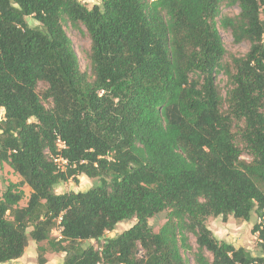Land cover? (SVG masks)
<instances>
[{"label":"trees","instance_id":"1","mask_svg":"<svg viewBox=\"0 0 264 264\" xmlns=\"http://www.w3.org/2000/svg\"><path fill=\"white\" fill-rule=\"evenodd\" d=\"M67 24L91 39L90 71ZM220 29L249 51L227 60ZM0 111V166L22 179L0 195V264L31 242L63 264H264V0H0ZM81 175L97 184L56 193ZM253 214L257 256L208 226Z\"/></svg>","mask_w":264,"mask_h":264},{"label":"rangeland","instance_id":"2","mask_svg":"<svg viewBox=\"0 0 264 264\" xmlns=\"http://www.w3.org/2000/svg\"><path fill=\"white\" fill-rule=\"evenodd\" d=\"M83 4L92 8L94 5L100 4L102 0H80ZM240 13L237 6H224L223 15L236 16ZM32 26L37 25L32 19L29 20ZM66 31L71 38L74 49L78 55L81 70L90 71L91 61L89 58V52L91 47V39L86 32L85 28L81 30L74 29L70 24L66 25ZM220 34L222 36L224 45L227 50V60H229L230 55L243 56L250 48V44L245 42L242 44H235L233 36L230 31H225L220 29ZM217 85L222 90L224 97H226L227 91L231 88L227 76L222 73L217 79ZM2 112L0 111V116ZM243 159L250 161V157L247 154L243 155ZM22 181L19 175L15 174L13 170L7 165L0 166V195L6 190L7 186L10 184H19ZM97 181H93L85 175L78 176L77 179H70L68 182L61 184L57 189L56 193L63 194L68 192H85L91 189ZM21 190L25 193V199L21 203L22 206L26 205L31 189L28 186H21ZM165 215L159 216L157 219L150 220V225L154 227L155 231H158L160 227L165 223ZM260 220L253 214L250 222H243L241 220H236L230 218L228 222H224L222 219L211 218L208 220V226L213 231L215 236L220 241H226L233 244L237 248H245L250 251L253 255L257 256L261 253L262 248L259 245L258 235L252 233V229L256 223ZM136 223L135 219L123 222L119 224L114 232H109L106 234L107 237H114L120 235L124 231L128 230ZM53 237H56V232L53 231ZM192 246L194 251H196V240L191 237ZM86 247L88 244L97 245L95 242L83 243ZM47 246V243L37 244L31 242L29 248L26 251V257L23 260L24 264H40L41 258H45L46 264H63L65 261V254L54 253L51 250L47 252H41L39 247ZM142 251H139V254ZM184 257L189 261V264H197L192 253H185ZM17 264V263H16Z\"/></svg>","mask_w":264,"mask_h":264},{"label":"built area","instance_id":"3","mask_svg":"<svg viewBox=\"0 0 264 264\" xmlns=\"http://www.w3.org/2000/svg\"><path fill=\"white\" fill-rule=\"evenodd\" d=\"M58 148L59 150H63L66 148V144L60 139L58 140ZM54 162L59 171L64 173L67 172L68 161L64 157L58 154L57 156L54 157ZM62 230H63L62 226H59L57 229L54 230V232H56V237L58 239L62 238L61 236Z\"/></svg>","mask_w":264,"mask_h":264},{"label":"crops","instance_id":"4","mask_svg":"<svg viewBox=\"0 0 264 264\" xmlns=\"http://www.w3.org/2000/svg\"><path fill=\"white\" fill-rule=\"evenodd\" d=\"M25 257H26V255H25ZM25 257H23L22 259H20V260H17V261H14V262H11V263H8V264H24V259H25Z\"/></svg>","mask_w":264,"mask_h":264}]
</instances>
